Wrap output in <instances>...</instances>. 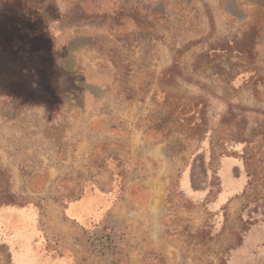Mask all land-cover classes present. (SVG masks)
<instances>
[{"label":"rangeland","instance_id":"rangeland-1","mask_svg":"<svg viewBox=\"0 0 264 264\" xmlns=\"http://www.w3.org/2000/svg\"><path fill=\"white\" fill-rule=\"evenodd\" d=\"M0 264H264V0H0Z\"/></svg>","mask_w":264,"mask_h":264},{"label":"built area","instance_id":"built-area-1","mask_svg":"<svg viewBox=\"0 0 264 264\" xmlns=\"http://www.w3.org/2000/svg\"><path fill=\"white\" fill-rule=\"evenodd\" d=\"M89 246L99 256L113 259V255L122 246L120 237L113 231H107L101 235H92L89 238Z\"/></svg>","mask_w":264,"mask_h":264}]
</instances>
